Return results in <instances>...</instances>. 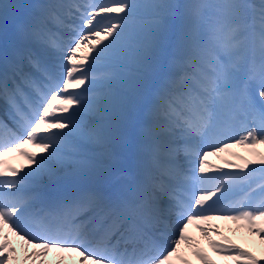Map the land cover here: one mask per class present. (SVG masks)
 Listing matches in <instances>:
<instances>
[{
  "label": "snow or ice",
  "instance_id": "snow-or-ice-1",
  "mask_svg": "<svg viewBox=\"0 0 264 264\" xmlns=\"http://www.w3.org/2000/svg\"><path fill=\"white\" fill-rule=\"evenodd\" d=\"M259 146L264 0H0V264H264Z\"/></svg>",
  "mask_w": 264,
  "mask_h": 264
},
{
  "label": "rangeland",
  "instance_id": "rangeland-1",
  "mask_svg": "<svg viewBox=\"0 0 264 264\" xmlns=\"http://www.w3.org/2000/svg\"><path fill=\"white\" fill-rule=\"evenodd\" d=\"M97 2H103V0H97ZM251 87H252L253 92L255 93L257 91V86L256 85H252ZM256 98H257V100H259L258 95L256 96ZM30 149H31L30 151L39 152L38 149L32 148L31 146H30ZM231 151L239 153L242 156L249 155V153H247L248 151L246 149H244V148L237 147V148H233ZM257 151L264 152V149L259 146L257 148ZM224 155H226V154H224ZM228 158L232 159L231 157H228ZM17 159H19L18 156H14L12 158V160L10 159V161L7 159L8 164H9V162L12 161L13 164L15 165L16 164L15 161H17ZM217 159L219 160L218 165L222 164V161L219 158H217ZM22 161H26V160L23 158ZM215 161L216 160H214L212 163L215 164L216 163ZM235 162L238 163L240 161L236 160ZM26 164H27V162H21V163H17V166L21 167V166L26 165ZM229 170H231V169H229ZM226 171H228V169H226ZM231 171H236V170H231ZM259 175L260 174L257 173V175H256V179L257 180L259 179ZM241 197H242V193H238V194H236V195H234L232 197V200L235 201L237 199H240ZM226 203H227V201H226ZM219 222L220 223H213V224L219 225L220 230L224 233V235L229 237L233 242L240 244L242 247H251L252 246V242H255L258 245V239H259L258 237H249L248 234L246 232H244V231H236L237 226L234 223H232L231 221L219 220ZM191 231H192V229H191ZM192 233H193V231H192ZM195 233H196L195 235L197 237H199V233L198 232H195ZM213 238L217 239V240L221 239V237H215V236ZM20 243L21 242L19 240H16V245H17L18 249H19V244ZM50 254L54 255V253H50ZM65 255L68 256V254H65ZM209 255H211L212 258L217 261V264H233V262L231 260L225 261L222 257L215 255L210 250H209ZM51 257H52V259H54V256H51ZM193 264H198V262L193 260Z\"/></svg>",
  "mask_w": 264,
  "mask_h": 264
},
{
  "label": "bare ground",
  "instance_id": "bare-ground-1",
  "mask_svg": "<svg viewBox=\"0 0 264 264\" xmlns=\"http://www.w3.org/2000/svg\"><path fill=\"white\" fill-rule=\"evenodd\" d=\"M261 148H263L264 149V146H260ZM248 153V152H247ZM10 155V154H9ZM248 156V155H247ZM8 157V156H7ZM232 159H235L234 157H231ZM210 159V161L212 162L213 160H216L215 162V164H218V162H219V160L216 158V157H210L209 158ZM229 170V169H228ZM212 223H220L219 222V220H216V221H213ZM192 231L195 233L196 232V230L193 228L192 229ZM51 256H54L53 254L51 255H49V259L50 260H52V257ZM69 256L70 257H68L66 260H65V264H73V261H74V259H75V256H74V254H69ZM51 257V258H50Z\"/></svg>",
  "mask_w": 264,
  "mask_h": 264
}]
</instances>
